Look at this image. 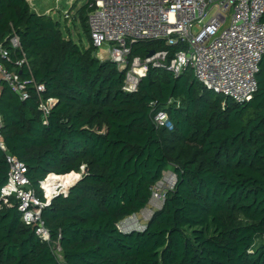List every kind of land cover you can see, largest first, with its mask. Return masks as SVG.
<instances>
[{
  "label": "trees",
  "instance_id": "obj_1",
  "mask_svg": "<svg viewBox=\"0 0 264 264\" xmlns=\"http://www.w3.org/2000/svg\"><path fill=\"white\" fill-rule=\"evenodd\" d=\"M73 21L87 47L65 37L60 21L32 11L27 0H0V45L10 56L0 64L44 86L37 92L29 83L22 100L0 83L6 147L0 191L7 154L24 164L42 201L39 184L48 175L72 185L41 209L61 259L36 236L34 224L22 221L18 201L4 203L0 193V264H264V57L257 91L241 104L206 90L191 70L174 77L149 68L128 93L125 72L95 57L85 5ZM12 33L19 50L9 47ZM179 49L137 43L130 59ZM22 53L27 65L19 68ZM48 99L55 103L44 124L39 104ZM159 111L171 129L155 124ZM167 170L176 175L175 187L145 230L121 233L117 224L147 208Z\"/></svg>",
  "mask_w": 264,
  "mask_h": 264
},
{
  "label": "built area",
  "instance_id": "obj_2",
  "mask_svg": "<svg viewBox=\"0 0 264 264\" xmlns=\"http://www.w3.org/2000/svg\"><path fill=\"white\" fill-rule=\"evenodd\" d=\"M30 9L36 13L34 0H27ZM58 4L60 0H57ZM77 0H65L66 7L59 5L42 12L59 20L75 17ZM86 23L95 57L108 60L125 72L122 90L136 92L140 80L149 68L164 70L178 77L191 70L194 79L206 90L223 95L236 103L248 102L257 91L256 75L264 57V0H87ZM60 21V20H59ZM62 22V21H61ZM160 41L165 47H180L172 54L168 50L154 51L151 56L130 59L132 46L137 43ZM12 50L20 49L19 37L12 33L8 40ZM102 51L96 54V51ZM0 58L10 61L9 52L0 45ZM103 58V59H102ZM15 64L21 68L27 65L24 54ZM4 81L22 100L27 98L29 83L37 92H43L42 84L33 80H21L14 71L0 64V83ZM173 102L172 99L169 103ZM55 103L54 99L41 101L39 110L43 123ZM157 126L171 129L165 111L154 115ZM2 120L0 117V130ZM0 150L6 147L0 132ZM9 166L8 179L1 188L4 203L8 197L17 201V210L25 224H34L35 234L51 245V250L61 259L58 242H50V233L41 218V209L60 194H66L60 187L48 196L39 184L44 201L29 187L26 167L12 155H6ZM83 171V169H82ZM176 175L171 170L152 189L149 205L139 216L120 221L117 229L121 233L141 232L153 213L160 209L167 191L175 187ZM60 189V190H58Z\"/></svg>",
  "mask_w": 264,
  "mask_h": 264
},
{
  "label": "rangeland",
  "instance_id": "obj_3",
  "mask_svg": "<svg viewBox=\"0 0 264 264\" xmlns=\"http://www.w3.org/2000/svg\"><path fill=\"white\" fill-rule=\"evenodd\" d=\"M87 0H77L76 2V9H79L81 6H83L86 3ZM34 4L37 8V11L42 13V8L40 9L39 7H41L43 4V7H51V9H53L56 5L61 8L66 7L65 5V0H60V3L58 4L57 0H34ZM50 9V10H51ZM56 18L59 17L60 22L63 24V33L65 35V37L67 38H72L75 42L77 43H82V45H84L85 47L88 46L89 44V40L87 38V36L83 33L82 28L80 27L79 22H74L73 18L70 20H62L59 12L58 13H54L53 14ZM58 20V21H59ZM96 54H101L103 57V52L100 51H96ZM103 59V58H102ZM80 178V174H78L77 179ZM58 183L60 184V188L65 187L66 185H70V184H66L63 182V180L61 179V181H58ZM72 185L67 186V188L69 189ZM60 190V189H58ZM62 191L67 192V189L64 188Z\"/></svg>",
  "mask_w": 264,
  "mask_h": 264
},
{
  "label": "bare ground",
  "instance_id": "obj_4",
  "mask_svg": "<svg viewBox=\"0 0 264 264\" xmlns=\"http://www.w3.org/2000/svg\"><path fill=\"white\" fill-rule=\"evenodd\" d=\"M52 175L53 176H51V174L48 175L47 179L43 183V188L45 189L48 196H50L56 190L57 187H60V184L58 183V181H60L59 177L54 174ZM67 186L70 185H66L65 187L62 186L61 190H63L64 188L68 190Z\"/></svg>",
  "mask_w": 264,
  "mask_h": 264
},
{
  "label": "crops",
  "instance_id": "obj_5",
  "mask_svg": "<svg viewBox=\"0 0 264 264\" xmlns=\"http://www.w3.org/2000/svg\"><path fill=\"white\" fill-rule=\"evenodd\" d=\"M44 5V4H43ZM43 5L41 6V7H39L40 9L42 8L43 10H42V12H44V11H48V10H50L51 9V7H43Z\"/></svg>",
  "mask_w": 264,
  "mask_h": 264
},
{
  "label": "water",
  "instance_id": "obj_6",
  "mask_svg": "<svg viewBox=\"0 0 264 264\" xmlns=\"http://www.w3.org/2000/svg\"><path fill=\"white\" fill-rule=\"evenodd\" d=\"M153 52H154V51H150V52L148 53V56H151V55L153 54ZM82 172H86V169H83Z\"/></svg>",
  "mask_w": 264,
  "mask_h": 264
}]
</instances>
